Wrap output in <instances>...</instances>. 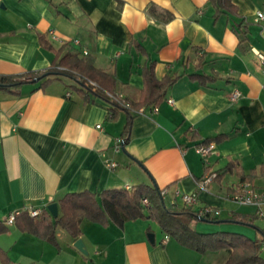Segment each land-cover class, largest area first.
I'll use <instances>...</instances> for the list:
<instances>
[{
	"label": "crops",
	"instance_id": "0c3cea01",
	"mask_svg": "<svg viewBox=\"0 0 264 264\" xmlns=\"http://www.w3.org/2000/svg\"><path fill=\"white\" fill-rule=\"evenodd\" d=\"M232 3L234 11L216 15L211 0H0V76L45 71L78 54L112 73L116 93L131 103L140 100L146 68L159 80L177 77L144 113L115 107L65 76L0 88V220L53 202L59 215L68 193L157 184L168 187L169 207L178 190L198 194L197 213L203 205L221 209V222L192 223L198 233H238L263 249L257 208L229 193L244 179L264 188V65L254 52L264 53V18L257 20L264 0ZM206 141L216 147L203 158L196 147ZM209 171L217 178L199 188ZM184 206L179 195L173 208ZM234 213L254 221L227 220ZM6 225L0 264H223L230 255L185 246L150 219L123 227L83 219L88 254L61 228L54 243Z\"/></svg>",
	"mask_w": 264,
	"mask_h": 264
},
{
	"label": "trees",
	"instance_id": "16d2710c",
	"mask_svg": "<svg viewBox=\"0 0 264 264\" xmlns=\"http://www.w3.org/2000/svg\"><path fill=\"white\" fill-rule=\"evenodd\" d=\"M211 1L216 5V15L235 10L232 0ZM62 76L71 78L80 88L87 92L93 89L88 84V80H92L99 85V88L94 90L97 94L106 97L115 107L128 109L112 100L106 94V92L116 93L113 74L97 68L93 58L80 57L78 54L72 53H67L61 58L58 57L54 61V65L45 71H29L19 76L1 75L0 88L8 89L27 82L34 83L42 80H45L44 83H46L53 77ZM198 77H203V75H198ZM176 80L177 77L157 79L153 67L150 66L144 70L145 85L140 100L137 103H131L126 98L125 100L137 110L142 106L155 105L162 100L166 89ZM130 123H128L126 130L122 134V147L129 139ZM210 142L206 141L205 144ZM229 169H232L231 164L228 165ZM242 181H247V179ZM144 198L148 199V205L143 203ZM60 206L61 214L57 217L53 216L47 208H43L39 217H32L26 211L20 212L16 215L15 222L20 224V228L24 231L58 243L57 230L59 228L75 239L82 236L81 221L83 219L102 225L115 223L121 227L124 226L127 220L150 219L156 221L164 232L176 238L183 245L202 253L228 249L230 255L223 264H264V258L261 256V245L242 234L228 232L198 233L192 223L201 217L198 216L193 207L186 205L180 209L169 207L157 184H140L130 189H107L101 193H93L88 190L68 193L60 200ZM206 220L221 222L223 219L206 217ZM227 220L251 224L254 221V217L247 214L234 213ZM256 228L264 241V229L261 227ZM7 231L8 226L4 221L0 220V233ZM1 253L2 249L0 248Z\"/></svg>",
	"mask_w": 264,
	"mask_h": 264
},
{
	"label": "built area",
	"instance_id": "2783aa9c",
	"mask_svg": "<svg viewBox=\"0 0 264 264\" xmlns=\"http://www.w3.org/2000/svg\"><path fill=\"white\" fill-rule=\"evenodd\" d=\"M264 18V13L262 11H258L257 13V20H261ZM50 35L57 40H61L55 33L53 30H50ZM76 44H79V40L76 39L74 41ZM86 52V51H85ZM254 52L255 55L257 56V59L259 61V63L261 65H264V53H262L261 51H259L258 49L254 48ZM88 84H90L93 89H98L99 85L92 81V80H88ZM106 94L114 101H116L117 103H119L120 105H123L127 108H131L130 103L125 100V98L118 93H110V92H106ZM241 97V93L239 90H235L232 95H231V99L236 101ZM170 103H173V99H169L168 100ZM158 107L154 106L153 107V111H157ZM138 113H144L145 109L144 108H140L137 110ZM98 127H100V125H98ZM123 142L122 138L118 139V145H121V143ZM216 147V143L211 141L208 144H201L198 145L196 147V151L203 157V158H207V156L212 153L214 151ZM111 165H114V163H112ZM218 176L216 171H209L207 172L199 181H198V186L201 189H206L211 182L216 179ZM161 194L164 197V199L166 198V196L169 194V189L168 187H164L161 189ZM181 195V199L183 201V203L186 206H195L198 204V194L195 192L193 193H181L180 191L176 190L174 192V198H173V202H172V208L174 207V205H176V200L177 197ZM229 197L235 201L238 202L242 205H250V206H254L257 208V214L260 217L264 218V188L260 189L255 187L250 181H242L239 184H237L236 186L233 187V190L229 193ZM143 203L145 205H148V199L144 198L143 199ZM42 208L40 207H29V209L27 210L28 214L32 217H39L42 213ZM20 212H12L10 215H8V217L5 220L6 224H13L15 223V219H16V215L19 214ZM221 214V209L218 207H214L211 205H203L200 207V209L198 210V216L202 217V218H206V217H217ZM169 235H165L164 238V242H166L169 239Z\"/></svg>",
	"mask_w": 264,
	"mask_h": 264
},
{
	"label": "water",
	"instance_id": "95a60500",
	"mask_svg": "<svg viewBox=\"0 0 264 264\" xmlns=\"http://www.w3.org/2000/svg\"><path fill=\"white\" fill-rule=\"evenodd\" d=\"M47 208L53 216H58V204L56 202L50 203ZM149 239L151 240V242H155L154 233H149ZM74 245L84 254H88L84 241L81 238L77 239Z\"/></svg>",
	"mask_w": 264,
	"mask_h": 264
},
{
	"label": "rangeland",
	"instance_id": "374dc122",
	"mask_svg": "<svg viewBox=\"0 0 264 264\" xmlns=\"http://www.w3.org/2000/svg\"><path fill=\"white\" fill-rule=\"evenodd\" d=\"M65 80L66 79H71V78H69V77H63ZM72 80V79H71ZM70 80V81H71ZM255 224H257V225H259V226H261L262 228H264V218L263 217H258V218H255ZM260 235V234H259ZM261 256H262V258H264V248L263 249H261ZM248 264H258V263H248Z\"/></svg>",
	"mask_w": 264,
	"mask_h": 264
}]
</instances>
